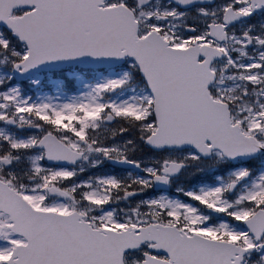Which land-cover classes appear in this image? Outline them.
<instances>
[{"label": "snow or ice", "instance_id": "obj_1", "mask_svg": "<svg viewBox=\"0 0 264 264\" xmlns=\"http://www.w3.org/2000/svg\"><path fill=\"white\" fill-rule=\"evenodd\" d=\"M0 264H264V0H0Z\"/></svg>", "mask_w": 264, "mask_h": 264}]
</instances>
